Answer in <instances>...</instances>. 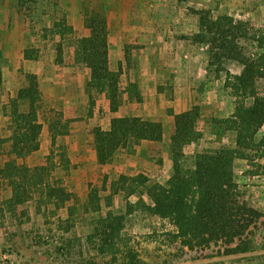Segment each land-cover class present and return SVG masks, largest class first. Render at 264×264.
<instances>
[{
	"label": "rangeland",
	"instance_id": "1",
	"mask_svg": "<svg viewBox=\"0 0 264 264\" xmlns=\"http://www.w3.org/2000/svg\"><path fill=\"white\" fill-rule=\"evenodd\" d=\"M192 9L264 29V0H28L24 7L20 0H0V163L15 158L10 151L18 132L15 119L28 113L29 94L39 90L41 149L19 163L48 165L50 184L64 187L71 197L58 208L60 201L33 193L25 204L9 208L5 202L12 190L0 184V264H121L122 254L117 261L102 253L101 236L93 235L103 217L125 214L139 194L112 196L111 184L122 174L140 172L158 182L171 174L172 162L166 149L153 145L137 149L148 159L125 156L99 166L93 133L109 129L113 118L161 123L169 143L175 116L196 110L199 138L183 149L187 168L193 167L196 153L235 147L236 133L227 122L241 98L225 85L243 67L225 61L220 73L209 69V46L193 41L198 28ZM89 26L98 34L107 28L108 68L117 80L116 112L110 87L101 92L90 85L92 72L82 51L93 34ZM243 45L249 56L258 55L253 42ZM257 87L263 94L264 81ZM252 102L246 100L247 105ZM257 140L264 142V127ZM63 156L70 162L66 166ZM234 172L243 199L264 214V145L249 160H237ZM164 229L158 219L137 210L126 216L119 248L125 251L127 244L139 255V264H264V218L255 230V250L235 256H225L222 244L185 255L163 240Z\"/></svg>",
	"mask_w": 264,
	"mask_h": 264
},
{
	"label": "trees",
	"instance_id": "2",
	"mask_svg": "<svg viewBox=\"0 0 264 264\" xmlns=\"http://www.w3.org/2000/svg\"><path fill=\"white\" fill-rule=\"evenodd\" d=\"M27 1L20 0L21 7ZM191 11L197 18L198 28L193 41L210 48L209 69L215 68V72L220 73L225 61H235L243 67L241 74L228 77L225 85L241 98L234 118L227 122L228 130L236 133L235 147H225L213 153H196L193 167H185L183 149L199 138L195 128L196 110L175 116L174 134L169 143L164 141L161 123L144 121L139 117H116L111 120L109 129H95L94 149L101 167L113 165L125 156L139 155L140 160L148 159L137 149L153 145L166 149L172 162L171 174L158 182L152 181L147 172H140L135 176L122 174L111 184L112 196L120 192L125 196L139 194L138 202L129 203L125 214L112 212L103 217L93 235L101 236L102 253H111L117 261L116 255L122 254L121 264L141 262L139 255L127 244L125 251L119 248V242L124 241L121 233L126 216L137 210L158 219L165 228L161 232L163 240L178 245L185 255L206 251L220 244L226 247L225 256L251 253L255 250V230L259 229L264 218L260 210L243 199V191L236 182L234 172L237 160H249L251 153L264 145L263 141L257 140V133L264 127V93L259 94L257 87L260 80L264 81V29L256 30L247 22L228 15L215 17L207 9ZM89 29L93 34L84 41L82 51L87 54L84 61L92 72L90 85L101 92L110 87L107 93L114 103L117 80L114 81L108 68L104 34L107 28L102 27L101 34L92 26ZM243 41L253 42L258 55L249 56ZM29 95L33 98L28 113L15 119L18 132L13 136L10 150L15 158L0 163V184L6 183L12 190L5 203L9 208H17L32 199L33 193H40L41 199L60 201L62 205H56L62 208L71 197L64 187L50 184L49 166L30 167L19 163V160L40 151V137L44 129L38 104L42 100L41 92L35 89ZM247 99L253 102L247 105ZM112 109L117 111L116 103ZM61 162L64 166L70 163L65 156Z\"/></svg>",
	"mask_w": 264,
	"mask_h": 264
},
{
	"label": "crops",
	"instance_id": "3",
	"mask_svg": "<svg viewBox=\"0 0 264 264\" xmlns=\"http://www.w3.org/2000/svg\"><path fill=\"white\" fill-rule=\"evenodd\" d=\"M175 121V120H174ZM174 121H173V126H172V129H173V133H174V127H175V123H174Z\"/></svg>",
	"mask_w": 264,
	"mask_h": 264
}]
</instances>
